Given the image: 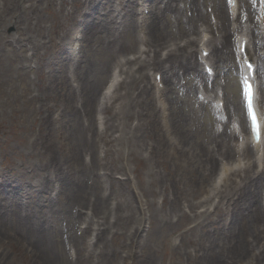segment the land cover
Instances as JSON below:
<instances>
[{"label":"rangeland","instance_id":"rangeland-1","mask_svg":"<svg viewBox=\"0 0 264 264\" xmlns=\"http://www.w3.org/2000/svg\"><path fill=\"white\" fill-rule=\"evenodd\" d=\"M5 1V5H2L0 1V18L8 20L12 13L13 19L17 17L19 24L16 26L3 25L0 22V37H2L0 39V264H106L105 248L116 254L111 264H201L195 261L193 256H196L194 248L198 249L196 245L204 239L202 231L214 233L216 231L214 227H218L224 219L222 211H219L223 205L218 202L217 197H214L218 189H214L213 185L217 181L222 182L227 176L238 181V176L229 175V171L223 175L221 173L224 168L233 170L238 168V161L242 166L246 160L241 161L238 154H232L229 159H222L215 153V172L205 175L200 181V188L189 192L194 194V199L188 200L181 197L177 200V206L180 205L181 208L176 216H171V222L156 223L159 219L158 210L162 198L147 192L148 184L145 177V173L152 170L148 157L154 151L155 138L153 135L148 136L145 138L146 148L137 150L138 159H140L138 164L130 161V158L126 159L125 155L116 159L114 150L121 149L125 153L126 143L122 140H115L119 137V132L115 129H107L109 113L105 111L106 102L104 101L103 105L99 104V93L115 69L113 60L134 57L133 50L139 47L144 48L139 43L141 33L137 31V18L150 19V9L156 12L152 7L154 2L151 3L153 0H147L142 5L141 3L145 0H129V8L126 6L127 0H111L113 10L108 11L110 15H105L102 10L98 14V10L105 5L104 0H75V2L70 0L26 2L22 0L21 2L24 3L17 7L11 0ZM61 1L63 7H59ZM219 1L223 2V0ZM171 2L172 0H157L155 3H158V6L161 5L163 10L166 6L169 7L166 18L171 17L172 27L169 30L175 33V15L181 16L183 27L186 29L188 28L185 24L186 19L196 17L195 8L203 12L206 9L214 10L213 6L217 5L218 0H196L194 4L197 7L192 5L191 0H175L172 5ZM29 4L35 9L24 12L22 5ZM143 6L146 9L142 10ZM128 9H133V11H128ZM177 11L179 14L176 13ZM96 15L99 19L103 18L101 25ZM28 18L31 20L29 26L26 24ZM104 21L107 22L103 23ZM102 24L108 26L109 29H104ZM96 28H99L98 33L93 34V38L88 37V32L92 34ZM112 28H116V31L123 36L127 32L132 33L131 41H126L127 49L120 52L126 56L116 53L113 58H109L107 41ZM213 31L217 33L216 30ZM12 37L18 38L19 42L15 44L1 42L2 39L8 40ZM192 50L194 55L198 54L196 47ZM57 52H59L58 57L64 56L61 66L56 58ZM216 65L219 67L220 77L215 85H222L220 90L227 101L238 100V85L233 71L227 72L226 69H222L221 63ZM50 69L54 71L51 72ZM198 69L201 71L200 66ZM158 71V68L150 71L151 82L154 81L153 73ZM67 73L70 82L75 85L84 86L83 81L88 76L94 80V84H99L93 96L94 102L88 107L91 112L85 107L87 117L81 109L80 101L75 100L80 118L84 120V123L91 124L94 133L90 140L91 148L87 147L85 150L83 146L79 148V139L74 134L71 133L70 136L71 122L63 119L62 115H58V112L63 109L62 95L66 93V88L61 86L59 78H62V84L64 82L68 84ZM177 73L179 78L173 85L174 91L164 97L163 101L167 110H171V118L182 124L179 118L190 113L188 110L195 105L196 91L190 90L191 82L188 81L190 75H185L184 69L177 67ZM47 80L52 83V89L47 91L50 98L45 102L44 99L38 101V96H41L38 87L41 83L47 84ZM216 93L217 90H214L207 95L212 97ZM84 94L86 95V92ZM152 94L153 90L148 96L152 98ZM42 103L46 107L53 105L52 107L58 110L57 114L54 113L52 121L47 123L45 132H43L48 134L44 136L40 126V118L44 117V115L41 116L40 111ZM89 114L92 117L86 121ZM96 114H98L97 117ZM98 117L102 121L100 127L103 132L102 136L104 135L101 139L95 136L99 131L95 122ZM142 118L149 119L146 115ZM200 126L206 132L217 126L210 108L206 106H204L200 119ZM194 128V126L191 127V130ZM45 136L49 140L51 150L41 145ZM203 136H199V139L206 141ZM169 138L173 140V135ZM50 155L54 159L50 160L49 164L47 158ZM254 155L255 152L251 153L250 159ZM63 158L67 160L60 161ZM111 159L115 160L114 164L120 168L119 170L105 165L104 160ZM84 160L91 162L90 169H87ZM44 163L47 166H44ZM136 167H138V172H136ZM262 168H264V161L253 167V170ZM45 171L61 176V181H53L51 177L48 188L42 190L37 186ZM98 172L102 176L96 181V193L98 196L105 194V208L109 207L110 203L113 206L111 215L107 218L103 216L107 226L114 221L113 214L118 210L115 205L122 199L113 193L112 181L124 182L129 187L127 195L130 198L122 203L121 209L118 210L122 215L107 234V238H104L105 244L100 241L95 242V232L91 235V230L89 232L87 230L79 237L83 239L82 243L87 242L88 244L85 248L82 245L81 248L76 247L78 252L74 251L72 263L65 251L63 234L68 232V229L73 234L76 232L75 223L78 220L74 219L75 213H72V208L77 205L75 203V180L77 177L80 178L83 191L88 178L94 180ZM106 173L113 175L109 177ZM136 173L141 175L143 182H138L134 178ZM67 177L69 180H66ZM24 185L31 191L25 190L24 192ZM179 189L183 190L184 186L179 185ZM260 194L259 206L264 211V191ZM203 200L205 202L202 204L205 206L201 204ZM207 208L209 214L206 213L201 217L196 214ZM181 214H185L186 217L182 218ZM93 216L90 211L88 216L80 214V224L84 219L87 220L88 225L92 224L97 219ZM260 218L262 219L263 216ZM135 220L141 221V229L134 235L136 227L139 226L135 224ZM200 224L203 226L202 229ZM72 227L73 230H71ZM185 253L192 256V260L190 257L186 258Z\"/></svg>","mask_w":264,"mask_h":264},{"label":"bare ground","instance_id":"bare-ground-1","mask_svg":"<svg viewBox=\"0 0 264 264\" xmlns=\"http://www.w3.org/2000/svg\"><path fill=\"white\" fill-rule=\"evenodd\" d=\"M0 1L2 2V5H5V0ZM11 1L16 7L19 6V4L21 6V3H24L21 2L22 0ZM29 1L32 0H26V2ZM70 1L75 2V0ZM104 1L105 5L98 10V14L99 11L102 10L105 15H110V12L108 11L111 9L113 10V5L110 4L111 0ZM195 1L196 0H191V3L194 7H197L194 4ZM155 2L156 0L151 2L153 3L152 7L156 10L155 13L151 11V15H155L154 20L146 22L141 19L139 24H137V27L142 34L143 31H145L146 39L141 38L140 41L142 42L146 40L150 42L151 46L148 50L150 55H147L145 59L141 60L142 54H144L146 50L139 49L134 50V52L139 53L138 57L134 56L133 59L128 57L123 60L117 58L116 60H113L114 66L117 67L120 74L124 76L123 79H120L118 82L117 88H122L124 92L122 94L115 92L113 96H111L109 105L106 106V108L109 112L110 127H114L117 130L119 129V125L117 123L123 124L120 129V136L117 140H122L126 143V151L124 153L121 149L115 150L114 153L116 154V159H120L123 155H125L126 159L130 158V161H134L138 164V160L140 159H138L137 150H143L146 148L145 138L150 135H153L155 138V145H153L154 151H152L153 153L150 157H148L150 162L149 166L152 170L147 171L145 173V177L147 178L148 184L146 189L147 192L154 196L159 195L162 198L158 210L159 219L157 222L153 219L154 222L158 223L159 221L171 222V216H176L177 212L181 208L180 205L177 206V200L181 197L188 200L194 199V194L189 192L195 188H200L201 179H203L205 175H210L215 171L216 164L214 163L215 159L213 158L214 149H209L212 145L216 147L218 155L223 156L224 159L230 158L232 152L233 154H239V156H242L243 159H246V157L251 156L252 148H249V144L251 142H249L246 137L245 141L243 140L245 145V149L243 151H239V147L236 145L230 147L228 144V141H237L238 135L241 132H245V119L238 107L239 101L236 99H233V102L230 103L231 106H228V112L230 114L234 112L237 115V123L239 128H241L237 135L235 134L236 130L234 128H232L229 133L225 131L226 129L223 133H219L211 129L207 132V135L204 136L206 138V142H199V135L201 133L204 134L206 130L198 127L200 124V114H198V112L202 114L204 109L203 103L198 101L196 107L192 106V108H190L189 114L179 118L182 121V124H179L173 119H170L167 122L164 119H162L161 122L157 121L158 112L160 113V116L165 114L164 107L160 101L157 102V99L147 96L149 91L152 88L154 89V86L156 87L157 85L155 83V75L157 73L153 76L154 84H150L148 74H143L144 68L154 66L161 69V82L164 84L166 83L162 90H158V92L162 95L166 92H172L174 90L172 84H174V81L179 78L177 72H175L177 67L183 68L184 73H186L185 75L193 73V78H197L199 81H202L203 77L201 72L198 70L197 56L193 54L191 48L193 45L199 47V53L203 50L208 51L210 49V54H212L218 62L221 61L225 65V68L230 67V62H228L227 58L231 49L228 35L230 33V26L232 24L235 25V23L229 22L228 14L225 13L224 6L219 2L214 9V16H216L215 19H217V23L215 25H208L206 15L201 13L199 8H195L196 17L186 19L185 24L188 26L187 31L183 27L181 16H175L176 31L174 33L169 30V28H171V23L170 20L166 18V12L170 10L169 7L166 6L163 10L162 7H160L161 5L158 6V3L156 4ZM64 3L67 4L65 1ZM41 4H43V2H41ZM128 4L129 0H127L126 6H128ZM130 5L131 7L133 6L132 4ZM59 7H63L62 1L60 2ZM236 8L237 9L234 10L238 13V0ZM22 9H24V12H27L28 10H34L35 8L29 4L27 6L22 5ZM133 9H128V11H133ZM176 13L179 14V11ZM95 17L97 18L98 15ZM109 18L111 19L112 17ZM97 19H99V17ZM18 21L17 17L13 19L12 13H10L8 20L0 18V22L3 25L12 24L16 26L19 24ZM30 21L31 20L29 18L26 19L27 26H29ZM98 21L99 25H101L103 18H100ZM105 22L107 21H104L103 23ZM196 22H199L200 24L202 23L203 25L206 24L204 29L200 32ZM211 27H215L218 33L217 39L220 46H217L216 43H214L213 36L208 37V34H210L209 32L212 30ZM103 28L109 29L106 25H104ZM117 29H119V27ZM233 29L236 30L237 34L241 35L246 34L245 30L248 31L250 29V32L252 31L253 33L256 29L259 34L258 36L253 35V50L255 47H259V51L261 50L260 47L262 50L264 49V37L261 35L264 33V28L261 32H259L256 26L251 27L250 25L249 27H244L238 23L235 27H233ZM98 30L99 28L94 29L92 34L88 32V37L93 38V34L98 33ZM188 32H191V35ZM192 35L194 37H192ZM197 36L199 37L197 38ZM230 36H233V34ZM130 37H132L131 32H127L123 36L116 31V28L110 29L107 41V48L110 52L109 58H113L116 53H119L121 56H126L120 52L127 49L126 41H131ZM180 37H185V39L187 38L183 45L181 44L182 40H180ZM206 37H208V39L204 41ZM1 38L2 37H0V39ZM12 38L8 40L2 39L1 42L4 44L6 42H8V44H15L19 42L18 38ZM249 42L250 40L248 41V44ZM163 50H165V53L161 54V51ZM247 50L249 51V54H251L248 45ZM10 51L12 52L11 49ZM58 56L59 52L56 53V58H58V63L61 66L63 65L64 56ZM207 59H209V57ZM135 65L136 67L134 68L133 66ZM54 69H50L51 72L54 71ZM51 75L53 76V74ZM85 75H88V73H85ZM61 79L62 78H59L61 86L66 88V93L62 95L61 98L63 109L58 112V110H56L57 108L54 109V107H52L53 105H47V107L44 103L40 105L41 116L44 115L43 118H40V126L42 127L43 136L48 134L47 132L46 134L44 133L47 123H50L53 119L54 113L57 114L58 112V115H62L63 118L68 120V122H71L70 136L74 134L75 137L79 139V148L81 146L84 147V150L87 149V147L91 148L90 140L94 133L91 132L90 134H86V132H90L92 126H90V123H84V120L80 118V115L75 107V100L79 98L80 101L84 103L83 107L88 108L89 105L94 102L93 96L96 94V88L99 84H94V80L90 79L89 76L83 81L85 88H83L84 86H81V84L77 86H73L69 83L67 84L66 82L62 84ZM47 81V84L41 83L38 87L41 92V96H38V101L44 99L45 102L48 98H50V94H48L47 91L52 89V83L50 80ZM191 88L192 86H190V89ZM154 91L156 92L155 89ZM84 92H86V95ZM76 93H78L77 96ZM106 97L107 96H103L101 101H103ZM154 110L156 112H154ZM88 111L91 112V109L88 108ZM144 115L148 116L149 119L142 118ZM91 117V114H89L86 121H89ZM132 119L138 120V123L135 126L130 125ZM193 126L195 129L192 132L191 127ZM170 135H173L174 143L169 138ZM95 136L98 137V139L102 138V135L99 133ZM41 145H45V148L51 150L47 136H45ZM260 146L261 145H259V147ZM259 147H256V151L260 150ZM256 158H252V160L247 158L242 167H238V169L230 171V174L232 173L234 176H239L238 182L233 181L232 178H225L219 186L216 185L214 187L218 188L216 195H218L219 201L222 202L223 205V207H220L219 211H222L224 219L221 220L218 227H214V229H216L214 233L210 234L208 231H202L204 233V239H201L200 243L196 245L198 249L194 248L196 256L193 257L195 258V261L197 260L201 264H264V217L263 219L260 218L263 216V211L257 204L262 187L261 181H264V170L261 173L253 171V167L256 166ZM52 159H54L52 155L47 158L49 164ZM66 160L67 158H63L60 161ZM104 161L105 165L109 168L114 167L115 170L120 169L115 166L114 159ZM44 166H47V164L44 163ZM161 169L163 171H161ZM136 172H138V167H136ZM226 172L227 169L225 170V173ZM112 175L113 174L109 173V177ZM51 177H53V181H61V176L47 173L45 171L40 182L41 185L39 184L37 187H40L42 190L47 189L51 182ZM134 177L138 182H143L139 173H136ZM98 179V176H96V179L94 178V180L92 178L90 179V185H87V188L90 190L87 194H85L86 186H84V191H82V182L80 178H76L74 189L75 203L79 208L78 214L82 213L83 208L89 206L92 213L94 215L96 213V215L101 217L100 219H102L103 216H106L105 218H107L111 215V204L109 207L105 208L106 199L104 196H98L96 193V181H98ZM66 180H69L68 177ZM231 184L234 185L231 186ZM179 185H183L184 189L180 190ZM111 187L113 193H116L122 198L115 205V208L119 210L121 209L122 203L127 202V199L130 198L129 195H127L129 187L124 182L119 180H113ZM262 188L264 189V187ZM23 190L24 192L25 190L31 191V189H26L25 185L23 186ZM189 206L191 208L193 207L192 205ZM118 210L114 212V221L110 226H103V221H96L97 228L95 229V236L102 244H105L104 238H107V234L114 228L117 219L122 215L118 212ZM208 211L209 210L206 209L203 214H200V216L204 215V213H207ZM181 217L185 218L186 215L181 214ZM133 219H135V217H133ZM135 224H137V226L139 224V226L136 227L134 235L139 232V229H141V221L135 220ZM149 224H151L150 221ZM202 227L203 226L200 224L201 229ZM203 230H205V228ZM74 246L79 247V241L76 237ZM104 253L106 255V257H104L105 263L111 264L116 254L109 252L106 248L104 249ZM197 253L200 254L197 255ZM185 256L186 258L190 257L192 260V256L188 253H185Z\"/></svg>","mask_w":264,"mask_h":264},{"label":"snow or ice","instance_id":"snow-or-ice-1","mask_svg":"<svg viewBox=\"0 0 264 264\" xmlns=\"http://www.w3.org/2000/svg\"><path fill=\"white\" fill-rule=\"evenodd\" d=\"M205 56L208 55V53H204ZM249 68H251V64H249L248 66ZM207 72L211 73V69H206ZM243 86H244V98L246 101V106H247V115L251 118L252 121V126H253V131L257 133V138H258V117L256 114V110L253 106V99H254V94H253V89H252V85L249 82L248 78L245 77L243 80Z\"/></svg>","mask_w":264,"mask_h":264}]
</instances>
